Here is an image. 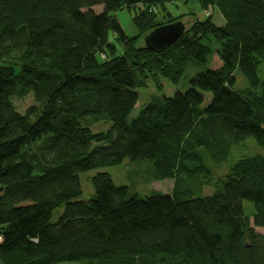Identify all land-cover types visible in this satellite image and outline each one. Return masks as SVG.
I'll use <instances>...</instances> for the list:
<instances>
[{
    "label": "trees",
    "instance_id": "1",
    "mask_svg": "<svg viewBox=\"0 0 264 264\" xmlns=\"http://www.w3.org/2000/svg\"><path fill=\"white\" fill-rule=\"evenodd\" d=\"M173 1L0 0V264H264V157L236 161L218 182L206 163L250 137L264 147V85L235 90L237 68L259 85L264 0H198L225 26L198 21L163 50L139 47L112 17L122 4ZM110 31L127 56L100 63ZM211 39L222 68L131 118L137 72L178 85L192 61L208 66ZM28 95L37 106L22 115L14 99ZM99 121L112 126L94 133ZM125 160L150 161L155 180H175L173 194L144 198L99 172L93 198L79 200L80 174Z\"/></svg>",
    "mask_w": 264,
    "mask_h": 264
},
{
    "label": "rangeland",
    "instance_id": "2",
    "mask_svg": "<svg viewBox=\"0 0 264 264\" xmlns=\"http://www.w3.org/2000/svg\"><path fill=\"white\" fill-rule=\"evenodd\" d=\"M105 6H97L92 10L99 14L102 13ZM86 11V10H85ZM112 17L118 20L125 34L130 39H137L138 46L145 45V37L150 34L152 28L163 27L176 23V21L185 24L186 33L189 32L196 22H204L211 19L218 27H224L226 22L220 12L214 9L202 10L198 0H176L165 6L146 7L144 5L127 6L122 4L116 11L112 13ZM149 20L152 25L149 26ZM211 56L208 66H199L195 62H191L183 76L180 84L175 85L165 77H162L157 70L146 69L143 72H137L139 82L135 88L138 95V103L131 114V118H137L141 111L150 103L161 101L164 98H172L178 92H185L189 89L190 81L200 73L207 70H218L222 68L223 62L220 56L222 44L215 39L210 40ZM127 50L119 41V37L110 31L108 36V46L104 48L102 53H98L97 60L100 63L118 57H126ZM236 91L250 90L252 93L262 95V86L264 85V62L260 63L258 68L259 85L254 87L249 79L237 68L235 71ZM14 104L18 112L22 115L32 106H37L34 95H28L25 98H15ZM89 122V121H88ZM112 123L109 121H99L92 123V131L94 133L106 132L110 129ZM229 159L217 164L213 159H207V166L211 169L213 181H219L224 178L230 167L238 160L250 156H263L264 147L257 145L253 137L248 138L244 144L235 145ZM99 172L110 174L117 186L128 187L131 193H136L141 197H149L152 194H173L175 188V180L168 179L157 181L153 176V165L150 161H131L125 160L121 165L109 167L101 170H93L80 174L83 195L79 200L88 202L94 196V188L92 178ZM194 191L195 188H192ZM199 195V191L195 192ZM245 215L250 218L251 224L254 219V205L252 203L243 202ZM64 208H59L54 212L52 223H56L62 216ZM257 233L264 236V228H257ZM78 264V263H67Z\"/></svg>",
    "mask_w": 264,
    "mask_h": 264
},
{
    "label": "water",
    "instance_id": "3",
    "mask_svg": "<svg viewBox=\"0 0 264 264\" xmlns=\"http://www.w3.org/2000/svg\"><path fill=\"white\" fill-rule=\"evenodd\" d=\"M185 33V24L176 22L154 30L145 37V45L152 50H163L176 44Z\"/></svg>",
    "mask_w": 264,
    "mask_h": 264
}]
</instances>
